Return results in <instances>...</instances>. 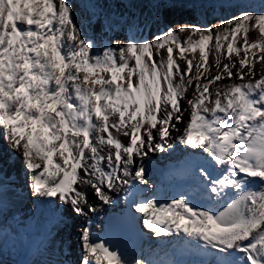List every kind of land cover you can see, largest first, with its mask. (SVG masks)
Returning a JSON list of instances; mask_svg holds the SVG:
<instances>
[{
	"label": "snow or ice",
	"instance_id": "1",
	"mask_svg": "<svg viewBox=\"0 0 264 264\" xmlns=\"http://www.w3.org/2000/svg\"><path fill=\"white\" fill-rule=\"evenodd\" d=\"M206 2L150 0L154 12L130 19L93 13L98 42L74 0H0V264L9 242L25 244V198L56 205L57 235L85 221L79 260L49 231L44 264H171L131 243L143 230L216 264H264V11L205 24L194 14ZM180 9L193 18L172 19ZM178 147L187 183L162 197L153 157ZM116 195L128 243L95 229Z\"/></svg>",
	"mask_w": 264,
	"mask_h": 264
},
{
	"label": "bare ground",
	"instance_id": "2",
	"mask_svg": "<svg viewBox=\"0 0 264 264\" xmlns=\"http://www.w3.org/2000/svg\"><path fill=\"white\" fill-rule=\"evenodd\" d=\"M76 5L77 13H78V22L83 23L86 31L88 32L89 36H92L98 42H100L103 37L104 33L101 31L100 17L98 15H93V13H103L105 16L111 15L113 20H118L120 16H124L126 19H130L133 16H139L143 14H149L154 12L155 9L152 11L153 5L150 3V0H101L96 7H93L87 0H74ZM81 3V4H80ZM256 5L253 12H260L264 11V1L258 4L248 5L254 6ZM247 7V6H241ZM111 8H120L118 10H112ZM127 11H125V9ZM141 9V14L138 13L136 10ZM239 8V7H237ZM227 9H235V8H221L220 10H216V8H205L200 7L196 13L194 14V18L199 20L201 23L205 24H216L221 19H224L226 13L222 10ZM212 14L213 21L207 22L205 19V15ZM193 18V15L190 13L188 9H180L176 10L172 14V19L176 21H186ZM91 21V23H89ZM155 31V29H153ZM146 35H149L147 32ZM183 64V61L180 62ZM264 65H257V69L259 70ZM0 143H2V139H0ZM4 150L7 152V144H4ZM157 155V154H156ZM7 159L8 157L5 156ZM22 163L19 161V158L16 157V165L17 167H21ZM23 166V165H22ZM25 200V199H24ZM32 209V204L29 202L22 203L20 207V213L25 214L26 217L30 216V210ZM43 219V216H41ZM84 222L83 218H79L75 224ZM74 224V223H72ZM72 235L75 236V246L79 248L78 242V235L77 228H73ZM49 226V222H48ZM64 233H63V231ZM76 231V232H75ZM79 232V231H78ZM65 231L62 227L59 230L58 236L55 231L52 230V235L56 236V239L61 238L63 241H70V233ZM51 236L45 235L41 238H38L36 233L30 232L24 235L25 244L21 246L19 243L15 246H12L9 242V245L5 248L3 252V262L4 264H27V262L35 261L36 264H44V261L51 260L54 258V254L50 251L44 252L40 249V242L44 241L45 243L47 240H50ZM73 240V239H72ZM160 242L158 238L148 237V241L146 245L142 248V250L146 254H151L152 258L161 261V262H171V264H204L206 262L215 261L216 258L212 254H208L203 252L202 250L197 249L194 245H186L181 244L179 242H165V245H157L156 242ZM57 242V241H56ZM57 246V244H56ZM59 246H57L58 248ZM40 249V250H38ZM77 251V250H76ZM75 251V252H76Z\"/></svg>",
	"mask_w": 264,
	"mask_h": 264
},
{
	"label": "rangeland",
	"instance_id": "3",
	"mask_svg": "<svg viewBox=\"0 0 264 264\" xmlns=\"http://www.w3.org/2000/svg\"><path fill=\"white\" fill-rule=\"evenodd\" d=\"M81 4V3H80ZM255 7H256V5H254V6H247V7H239V8H235V9H227V10H222V11H224L225 13H226V16H225V18L224 19H227V18H230L231 16H233V15H237V14H239V12H241V11H254L253 9H255ZM112 10H118V9H120V8H111ZM123 9H125V8H123ZM155 8L154 7H152V11L154 10ZM216 10H218V9H216ZM220 10V9H219ZM125 11H127V9H125ZM138 13H142L141 12V9H137L136 10ZM204 20H207V22H212L213 21V15L212 14H208V15H205V19ZM146 35V34H145ZM252 37H255L256 35H257V33L256 32H252L251 34H250ZM147 36V35H146ZM156 156V155H155ZM79 218H77L76 219V221L78 220ZM75 221V222H76ZM75 222H74V224H75ZM78 225H79V223H77V224H75V226L73 227V228H75V230H76V228H77V235H78V231H79V227H78ZM62 227V226H61ZM64 229H65V226H64ZM70 230L72 231L73 229H72V226L70 227ZM65 231L66 232H69V231H67L66 229H65ZM76 232V231H75ZM75 236L76 235H72L71 233H70V236H69V238H70V241H69V243H71V245H75ZM75 238V239H74ZM73 239V240H72ZM50 252V251H49Z\"/></svg>",
	"mask_w": 264,
	"mask_h": 264
},
{
	"label": "water",
	"instance_id": "4",
	"mask_svg": "<svg viewBox=\"0 0 264 264\" xmlns=\"http://www.w3.org/2000/svg\"><path fill=\"white\" fill-rule=\"evenodd\" d=\"M264 0H210V2H206L202 5V7L206 8H237L241 6H248L253 4H258L263 2Z\"/></svg>",
	"mask_w": 264,
	"mask_h": 264
}]
</instances>
